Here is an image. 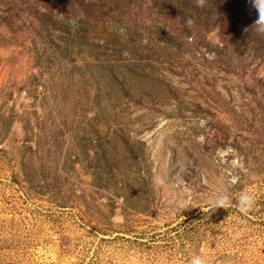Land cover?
<instances>
[{
    "label": "rangeland",
    "instance_id": "rangeland-1",
    "mask_svg": "<svg viewBox=\"0 0 264 264\" xmlns=\"http://www.w3.org/2000/svg\"><path fill=\"white\" fill-rule=\"evenodd\" d=\"M258 18L252 0H0V264H264ZM220 189L233 206L210 211Z\"/></svg>",
    "mask_w": 264,
    "mask_h": 264
},
{
    "label": "clouds",
    "instance_id": "clouds-1",
    "mask_svg": "<svg viewBox=\"0 0 264 264\" xmlns=\"http://www.w3.org/2000/svg\"><path fill=\"white\" fill-rule=\"evenodd\" d=\"M198 6H202L204 0H196ZM253 6L256 8L259 18L257 20V25H264V0H252ZM189 24L192 23L191 20L188 21ZM202 140V138H201ZM235 180L230 181L234 183ZM256 204V198L250 190H242L239 193L238 199L235 206L238 208L241 214L250 213ZM183 206V205H182ZM233 206V201L231 197L227 194L226 189H220L212 194L209 201V210L215 211L217 209H229ZM119 222H123V217H118ZM189 264H208V261L205 257L201 255H193Z\"/></svg>",
    "mask_w": 264,
    "mask_h": 264
}]
</instances>
